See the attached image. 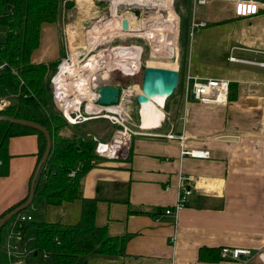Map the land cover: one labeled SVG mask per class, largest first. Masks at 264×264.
<instances>
[{
  "label": "crops",
  "instance_id": "obj_1",
  "mask_svg": "<svg viewBox=\"0 0 264 264\" xmlns=\"http://www.w3.org/2000/svg\"><path fill=\"white\" fill-rule=\"evenodd\" d=\"M206 1L188 0L181 67L173 69L178 92L156 105L161 115L155 125L143 123L151 133H182L187 149L207 150L209 157H181L176 140L134 136L125 160L95 158L79 180L78 197L95 200L94 225L122 238L124 253L93 255L86 264H233L219 258L221 247L264 249V67L244 62L264 63V12L235 19L227 0ZM55 27H41L31 64L58 57ZM200 79L228 81L226 104L191 100L185 84ZM37 150L33 134L8 140L0 215L26 197ZM180 176L190 189L185 206L175 217L158 214L174 205ZM30 208L37 212L35 220L27 211L32 220L44 223L74 225L80 216L79 200ZM247 264L263 263L253 257Z\"/></svg>",
  "mask_w": 264,
  "mask_h": 264
},
{
  "label": "trees",
  "instance_id": "obj_2",
  "mask_svg": "<svg viewBox=\"0 0 264 264\" xmlns=\"http://www.w3.org/2000/svg\"><path fill=\"white\" fill-rule=\"evenodd\" d=\"M62 1L0 0V28L4 32L0 62L18 71L23 81L21 89L30 93L29 97L17 98L15 105L0 112V117L34 122L47 130L51 141L47 158L38 166L45 148L43 136L31 129L0 121V177L8 173L6 144L10 138L33 134L38 147L37 160L28 179L26 197L0 215V218L26 200L32 181L33 198L30 207L58 206L61 203L80 201V216L74 225L34 220L26 224L21 244L26 250L25 264H86L87 258L93 255L112 257L124 253L122 238L109 237L103 228L94 225L95 200L78 197L79 180L95 159L93 144L89 139L83 142L74 137L58 135L60 125H57L56 118L50 113L49 96L45 89V73L49 64L29 63L38 46L41 27L59 19ZM181 62L180 51L179 67ZM55 64L52 63L53 66ZM0 86L12 93L16 91V78L8 69L0 72ZM77 165H80L79 171L69 177L68 173ZM30 207L20 213H28ZM6 225L0 230V264H6L1 251V237Z\"/></svg>",
  "mask_w": 264,
  "mask_h": 264
},
{
  "label": "built area",
  "instance_id": "obj_3",
  "mask_svg": "<svg viewBox=\"0 0 264 264\" xmlns=\"http://www.w3.org/2000/svg\"><path fill=\"white\" fill-rule=\"evenodd\" d=\"M192 1L196 5H204L207 2L206 0ZM227 1L232 6V14L235 19H248L256 16L260 11L264 12V0ZM203 26V23H193L191 27L201 28ZM3 37L4 32L0 28V49ZM118 48L138 50L139 62L137 63V67L131 71V74H125L115 69L116 65L112 63L111 65H107L106 74L108 75V73L116 70L124 77L134 78L138 75L141 68V47L135 45L123 47L116 46L110 49V54H104L105 57H110L111 55L112 59H114L115 52L119 50ZM100 54H102V52L98 51L97 54H91V51H88L83 58L77 60L76 57L73 61L68 54L58 62L54 72L48 80L52 107L66 125L75 127L92 120L101 119L108 122L111 126L109 136L105 140H99L95 136H88V139L93 144L92 152L95 158L108 161L125 160L129 154L131 139L134 136L176 140L179 144V155L181 157L193 159H207L209 157V152L207 150L187 149L185 146V137L182 133L179 135H173L172 133L162 135L151 133L146 127L142 126L141 123L134 125L129 121V106L132 103L136 105L134 99L140 94L138 84L125 88L111 85L118 89L116 103L109 106L98 105L97 89L101 87L100 84H98V79L102 75L100 70L104 67H100L96 62ZM158 56L161 55L151 54V58H158ZM92 57L96 58L91 60ZM174 59L176 60V57ZM229 61L238 62L237 59L232 57H229ZM244 62L258 67H264V63ZM63 63H65V65L60 72V67ZM6 69L16 78L17 82L16 91L12 93V96L16 99L29 97L30 93L21 89L23 87V81L18 71L14 68H9L5 62H0V72ZM101 79H104V76H101ZM228 87L229 82L226 80L200 79L193 80L190 86L185 84L184 92H191L194 101L200 105H225ZM7 107L8 104L4 100H0V111ZM260 119L261 125L264 128V107ZM79 169L80 165L75 166V168L68 173V176L73 177ZM184 180L186 179L181 176L178 177V193L174 205L164 209L162 212H158V214L162 213V215L165 216L175 217L177 212L185 206L186 199L190 195V189L185 185ZM31 221L32 217L30 214L18 213L13 220L7 222L1 237V251L6 264H25L26 250L21 244L24 228L26 224ZM218 253L221 260L229 261L233 264H247L253 257L258 258L264 264V249L252 252L245 248L221 247Z\"/></svg>",
  "mask_w": 264,
  "mask_h": 264
},
{
  "label": "rangeland",
  "instance_id": "obj_4",
  "mask_svg": "<svg viewBox=\"0 0 264 264\" xmlns=\"http://www.w3.org/2000/svg\"><path fill=\"white\" fill-rule=\"evenodd\" d=\"M112 3L114 2L111 0H63L61 2L59 19L54 23V25L56 26L55 29L59 55L53 61L46 63L49 65L47 66V70L45 73V89L48 93L49 101L50 88L48 80L51 74L54 72V68L56 66V64L55 66H53L54 63L58 64L61 59H63L68 54H72L73 52L76 53L77 60L83 58L88 53L89 48L86 36L87 33L85 29H83L82 23L89 22L95 24L96 26L93 27L92 30H96L101 29L103 25L107 23H111L114 19H125L128 22L129 30L134 29L137 32L136 33L135 31H131L124 33L119 31L118 33L114 34L111 33L110 31L112 30H110L100 35L102 36L101 40L96 43L95 48H93V50L91 51V54H97L99 51L102 52L103 55H107L110 54V49L116 46L123 47L135 45L141 47V68L137 76H135L134 78L124 77L120 72H118L119 70L110 72L107 75V64L106 67L104 66L100 70V73L102 74L101 76H104V79H101V76L98 79V84H100V86L115 85L119 88H125L128 86H134L136 84L139 85L142 69L144 67H149L150 61L164 63L171 69L177 67L179 54L180 51L183 50L186 38L185 20L188 15V0H170V5H168V0H146V2L142 5H128L122 0L116 5V10L112 8ZM169 9H171V12L176 20L175 42L177 49L176 53L174 54L176 60L174 59L175 57L173 55L172 59L163 56H158V58H151L150 52H152L153 48L156 52L159 49L157 48V42L161 43L160 39L163 40L162 30L163 26L167 24V22H169ZM122 12H130L132 13V15L131 17H129V14H124V18L123 15H120V13ZM134 12L138 13V18H135V16L133 15ZM131 19L133 20V22L130 21ZM135 20L141 23L139 25H136ZM137 26L139 27L135 29V27ZM138 29H142V31ZM144 32L148 33V37L153 35L154 39H148V37L140 35V33L145 34ZM160 33L162 34L160 35ZM125 34H130V37H127ZM71 41H73V46H71ZM119 50H117V52H119ZM178 90L179 88L177 86L173 92V95H175ZM0 100H4L8 104V107L14 101V99L10 98L7 92L1 86ZM49 110L50 113L56 118L55 122L57 123V125H60L58 132V135L60 137H74L75 139H80L83 142L88 140V136H95L99 140H105L106 138H108V135L111 131V126L109 125V123L101 119L92 120L80 126H68L61 120L57 112L53 109L51 101ZM143 115L144 112L142 110L140 111L141 121H143ZM128 118L129 121L134 125H137L139 123L140 118L138 116V109L137 106L133 103L129 106ZM28 212H30L34 216L35 220H38L37 212L35 213L32 208H30Z\"/></svg>",
  "mask_w": 264,
  "mask_h": 264
},
{
  "label": "bare ground",
  "instance_id": "obj_5",
  "mask_svg": "<svg viewBox=\"0 0 264 264\" xmlns=\"http://www.w3.org/2000/svg\"><path fill=\"white\" fill-rule=\"evenodd\" d=\"M111 1L114 2V3H112V8L114 10H116V5L118 3H120L122 0H111ZM123 1L126 2V4H128V5H132V4L142 5L143 3L146 2V0H123ZM168 2H169L168 5H170V0H168ZM168 5H167V8H168ZM168 12L170 14L169 18H168L169 22H167V24H165L163 26V30H164V31L162 30L163 40L160 39L161 43L157 42V44H158L157 48H159V49L155 52V49L153 48L151 54L152 55H161L163 57L172 59L173 56L175 57L174 54L176 53V49H177L176 48V42H175L176 41V36H175V34H176V32H175L176 20H175L173 14L171 12V9H169ZM124 14L125 15L129 14L130 15L129 17H131V15H132V13H130V12L120 13V15H123L125 18ZM120 20L121 19H114L111 23H107V24L103 25V27L101 29H96V30L93 29L92 30V28L96 26L95 24H92V23H90V25L88 27L83 28V29H85V31L87 33L86 36H87L88 48H89L88 51L90 52L93 50V48H95L96 43L99 42V40H101L102 36H100V35H102L106 31L112 30L110 32L114 33V34L118 33L119 31L124 32V33L135 31L134 29L129 30V26H128L127 31H121L120 30ZM130 21L133 22L132 19ZM140 23L141 22H137V20H135L136 25H139ZM127 24H128V22H127ZM138 27L139 26L135 27V29ZM138 30L142 31V29H138ZM144 33L145 34L140 33V35H144L145 37H148L147 36L148 33L147 32H144ZM161 34L162 33H160V35ZM125 35L127 37H130V34H125ZM150 38L154 39V36L153 35L149 36L148 39H150ZM71 42H72L71 46H73V41H71ZM118 49H121V50H119V52H117V51L115 52L114 59H112L111 55H110V57H108V56L105 57V55L100 54L98 56V59H96V62L100 65V67H103V66L106 67L107 64L111 65L112 63H114L116 65L115 69H117L120 72L125 73V74H131V71L137 67V63L139 62L138 50H135V49L128 50L126 48H118ZM69 55H70L72 61L75 60L76 53L73 52L72 54H69ZM93 58H96V57H92L91 60ZM149 63H150L149 67H152V68L171 69L166 64L161 63V62H151L150 61ZM64 65H65V63H63L62 66L60 67V72H61L62 68L64 67ZM165 67H167V68H165ZM146 97H147V101H145L144 103H142L139 106V112L142 110L144 112L143 121H141V124H142V126H145L144 123L148 124V123H150V121H155V123L152 124V125H155L157 123L160 115H161V113L159 112L156 105H159L160 107L163 105L164 95L161 94L156 89H152L146 94Z\"/></svg>",
  "mask_w": 264,
  "mask_h": 264
},
{
  "label": "water",
  "instance_id": "obj_6",
  "mask_svg": "<svg viewBox=\"0 0 264 264\" xmlns=\"http://www.w3.org/2000/svg\"><path fill=\"white\" fill-rule=\"evenodd\" d=\"M133 15L135 16V18H138L137 12H134ZM89 25H90L89 22L82 23L83 28H86ZM120 30L121 31L128 30V24L125 19L120 20ZM177 84H178V74L175 70L144 67L142 69L141 79L139 83L140 94L135 97L134 102L136 103L137 106H140L142 103L147 101L146 94L152 89H156L161 94H163L165 101L166 99L172 96L174 90L177 87ZM97 95H98L97 98L98 105L109 106L111 104L116 103V98L118 96V89L111 85H103L97 89ZM189 98L193 100V95L191 92L189 93ZM0 121H6L9 124L18 125L20 127L31 129L33 131L40 133L45 140V148L38 166L45 161L51 147L50 136L45 128L31 121L9 119L5 117H0ZM220 139L226 141L234 140L233 138L230 137H220ZM37 170L38 169H36V173ZM32 185H33V181L31 182L30 192L26 200L18 207L10 210L0 218V230L8 221H10L18 213L25 211L27 208L31 206L32 198H33Z\"/></svg>",
  "mask_w": 264,
  "mask_h": 264
}]
</instances>
